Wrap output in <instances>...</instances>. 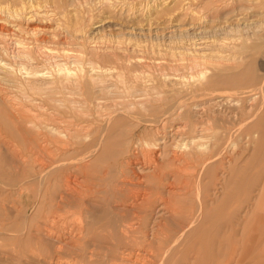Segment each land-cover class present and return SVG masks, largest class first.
I'll return each instance as SVG.
<instances>
[{
  "label": "rangeland",
  "instance_id": "374dc122",
  "mask_svg": "<svg viewBox=\"0 0 264 264\" xmlns=\"http://www.w3.org/2000/svg\"><path fill=\"white\" fill-rule=\"evenodd\" d=\"M263 82L264 0H0V264H264L263 96L251 108L239 94ZM187 121L207 130L195 139L204 152L184 163L172 158L198 135L177 131ZM153 156L169 158L177 182L153 207L111 202L130 228L121 240L114 187L127 199L156 190ZM117 246L121 256L110 253Z\"/></svg>",
  "mask_w": 264,
  "mask_h": 264
},
{
  "label": "bare ground",
  "instance_id": "6f19581e",
  "mask_svg": "<svg viewBox=\"0 0 264 264\" xmlns=\"http://www.w3.org/2000/svg\"><path fill=\"white\" fill-rule=\"evenodd\" d=\"M234 6V5H233ZM234 8V7H233ZM246 8V7H245ZM251 8V7H250ZM249 8V9H250ZM29 9V8H28ZM239 9V8H238ZM24 11V10H23ZM240 11V10H239ZM9 19V18H8ZM100 24V23H99ZM95 25V24H94ZM45 29V28H44ZM81 29H82V27H81ZM86 29V28H85ZM32 30V29H31ZM33 30H37V28L36 27H34L33 28ZM40 30V29H39ZM30 40V39H29ZM93 40V39H92ZM51 44V43H50ZM26 49V48H25ZM23 52H27V51H25V50H23ZM112 52V51H111ZM198 52V51H197ZM45 54V53H44ZM204 57V56H203ZM203 65V64H202ZM15 66V65H14ZM17 66V65H16ZM2 68V67H1ZM24 68V67H23ZM25 70L24 71H27L28 69L27 68H24ZM2 70V69H1ZM10 70L13 72V74H12V76L16 73V71H15V68H10ZM16 70H18V69H16ZM30 70V69H29ZM122 72V71H121ZM11 73V72H10ZM20 73V72H19ZM27 73H29V72H27ZM27 75H29V74H27ZM75 75V74H74ZM15 76V75H14ZM73 76V75H72ZM21 77H23L22 76V72H21ZM14 78H16V76L14 77ZM26 78V77H25ZM12 79V78H11ZM10 79V80H11ZM75 79H77V78H75ZM74 80V79H73ZM78 80H79V78H78ZM182 80V79H181ZM250 81V80H249ZM249 81H246V82H249ZM177 82V81H176ZM245 82V83H246ZM252 82V81H251ZM12 83V82H11ZM16 83V82H15ZM17 83H20V81L19 82H17ZM26 83H28L27 81H26ZM22 84V83H21ZM32 84V83H31ZM30 84V85H31ZM250 84V83H249ZM248 84V85H249ZM28 85V84H27ZM26 84H25V86H27ZM75 85V84H74ZM179 85V84H178ZM241 85H244V83H242ZM246 85V84H245ZM259 85V84H258ZM12 86V85H11ZM20 86V85H19ZM159 86V85H158ZM166 86V85H165ZM257 86V85H256ZM12 87H14V86H12ZM36 87V86H35ZM181 87V86H180ZM237 87V86H236ZM11 88V87H10ZM21 88V87H20ZM27 89H28V87H26ZM31 88H33L32 86H31ZM241 88V87H240ZM239 88V89H240ZM14 89H15V91H16V94H17V92H18V85L16 84L15 85V87H14ZM181 89V88H180ZM179 89V90H180ZM172 90V89H171ZM254 91H257L256 93H253ZM23 92V91H22ZM26 93V92H25ZM29 93V92H28ZM213 93V92H212ZM239 93V92H238ZM20 94V93H19ZM233 94L235 95V93L233 92ZM239 94H241V95H243V94H245L244 96H245V98H244V100H246L247 102H249V107H255V104L257 105V103H255L258 99H257V94H260L261 95V97L260 98H262V96H263V98L261 99V102H260V105H263L264 104V82H263V84L260 86V87H258V88H252L251 87V89L250 90H246V89H243V90H241L240 91V93ZM10 95V94H9ZM23 95V94H22ZM257 95V96H256ZM16 96V95H15ZM18 96V95H17ZM20 96V95H19ZM27 96V95H26ZM25 96V97H26ZM222 96H224V95H222ZM13 97V96H12ZM11 97V98H12ZM21 97V96H20ZM219 97V96H218ZM241 97V96H240ZM15 98V97H14ZM220 98V97H219ZM223 98V97H222ZM13 99V98H12ZM16 99V98H15ZM17 99H19V98H17ZM26 99V98H25ZM14 100V99H13ZM21 100V99H20ZM240 100V99H239ZM25 101V100H24ZM29 101H31L30 99H29ZM33 101V100H32ZM182 101V100H181ZM233 101V100H232ZM260 101V100H259ZM12 102V101H11ZM21 102H22V100H21ZM21 102H20V104H21ZM35 102V101H34ZM23 103V102H22ZM24 103H26V102H24ZM28 103V102H27ZM33 103V102H32ZM69 103V102H68ZM237 103V102H236ZM241 103V102H240ZM17 104H19V103H17ZM30 104V103H29ZM36 104V103H35ZM209 104V103H208ZM245 104V103H244ZM243 104V105H244ZM247 104V103H246ZM12 105V104H11ZM22 105V104H21ZM21 105H20V107H21ZM38 105V104H37ZM184 103H182V104H180L179 106H177V107H174L172 110H171V112L176 116V114L177 115H179V114H182L183 113V111L186 109V107H184ZM239 105V104H238ZM14 106V105H13ZM18 106V105H17ZM23 106V105H22ZM25 106H27V107H29L27 104H25ZM236 106V105H235ZM264 106V105H263ZM242 107V106H241ZM248 107V106H247ZM250 108V109H251ZM202 109V108H201ZM200 109V110H201ZM259 109H261V107L259 108ZM196 110H198V109H196ZM254 110V109H253ZM256 110V109H255ZM249 112H250V110H249ZM251 112H252V110H251ZM199 113V112H198ZM253 113V112H252ZM246 114V113H245ZM190 115V114H189ZM249 115V114H248ZM251 117H252V115H250ZM255 116V115H254ZM162 117V116H161ZM244 117H247V115L246 116H244ZM251 117H249V118H251ZM253 118H255V117H253ZM252 118V119H253ZM153 119V118H152ZM254 120V119H253ZM186 121V120H185ZM252 121V120H251ZM104 122V121H103ZM104 123H106V122H104ZM107 123H109V122H107ZM158 123V122H157ZM96 124H98V123H96ZM99 124H101V123H99ZM167 125H168V122L166 123ZM183 124H185L184 126H182L181 127V125H179V126H177L178 127V129H177V131H183V132H185V130H183V128H186V127H192L193 128V133H199V132H201V133H203V130H204V126H203V128L201 129V130H198V127L199 126H197V124H193V125H188V121L187 122H185V123H183ZM202 124V123H201ZM103 125H106V124H103ZM111 125V124H110ZM20 126H22V125H20ZM107 126V125H106ZM106 126H104V133H106L107 131H105L106 130ZM108 126H109V124H108ZM176 126V125H175ZM158 127H160V126H158ZM172 127V126H171ZM174 127V126H173ZM58 128V127H57ZM109 128V127H108ZM157 128V127H156ZM201 128V127H200ZM26 129V128H25ZM54 129V128H53ZM97 129V128H96ZM102 129V128H101ZM158 129V128H157ZM173 130V129H172ZM205 130H207V129H205ZM204 130V131H205ZM55 131H57V130H55ZM60 131V130H59ZM160 131V130H159ZM159 131L158 132H156V131H154V133H156V135H159ZM58 132V131H57ZM103 132V131H102ZM102 132H99V134L101 133V134H103L104 136L106 135V134H104V133H102ZM116 132V131H115ZM172 132V131H171ZM175 132V131H174ZM88 133H89V131H88ZM170 133V132H169ZM151 134V133H150ZM177 134V133H176ZM204 134V133H203ZM248 134V133H247ZM247 134H246V137H247ZM254 134V136H256V138H258V137H260V135H259V132L258 133H253ZM113 135V134H112ZM153 135V134H152ZM161 135V134H160ZM169 135V134H168ZM168 135H166V136H168ZM175 135V134H174ZM249 135V134H248ZM88 136V135H87ZM104 136H103V138H104ZM165 136V135H164ZM170 136V135H169ZM251 136V135H250ZM24 137H25V135H24ZM102 137V136H101ZM112 137V136H111ZM149 137V136H148ZM159 137V136H158ZM157 136H156V138H147V139H145V136H142V138H140L141 139V141H143V143L144 144H146V145H155L156 146V148H158L159 146H160V142L158 143V141L160 140L159 138H158ZM177 137V136H176ZM166 138V137H165ZM171 139L170 140H172V137H170ZM180 138V137H179ZM182 138V137H181ZM196 138H202V135L201 134H198V135H194L193 137H192V139L189 141V140H187V141H189V142H187V141H185L184 143H181V144H179L178 146H177V149H180V151H178L177 149V151L180 153L181 151L182 152H186L185 154L184 153H181V154H179L178 155V153L176 154V153H171L173 156H174V154H176V156L174 157V158H172V159H174V160H176V161H184V163H185V161H186V163H187V161H188V158H187V155L189 154L190 155V153H193L194 151H199V152H204L203 150H204V147H203V144H199L198 142H196L195 141V139ZM252 138H255V137H252ZM28 139V142H29V140L31 139H29V138H27ZM101 139V138H100ZM104 139H106V138H104ZM162 139V138H161ZM166 139H168V138H166ZM56 140V139H55ZM120 140V139H119ZM45 141V140H44ZM48 141V140H47ZM102 141V140H101ZM161 141V140H160ZM176 141H178V140H176ZM55 143H56V141H54ZM92 142H95V141H92ZM105 142V141H104ZM171 142H173V141H171ZM30 143H31V141H30ZM51 143V142H50ZM100 143V142H99ZM170 143V142H169ZM177 143V142H176ZM104 144V143H103ZM106 144V143H105ZM122 144V143H121ZM164 144V143H163ZM55 145V144H54ZM123 145V144H122ZM167 145V144H166ZM170 145H172V144H170ZM5 146V145H4ZM34 146V145H33ZM39 146V145H38ZM98 146H99V144H98ZM102 146V145H101ZM100 146V147H101ZM106 146V145H105ZM120 146V145H119ZM134 146V145H133ZM161 146H162V144H161ZM164 146V145H163ZM31 147V146H30ZM100 147H99V149H100ZM132 147V146H131ZM46 148V147H45ZM89 148V147H88ZM103 148V147H102ZM159 148H161V147H159ZM181 148H183V149H181ZM38 149V148H37ZM49 149V148H48ZM96 149H97V147L94 149L95 151H96ZM98 149V150H99ZM131 150H132V148H130ZM28 150H30V149H28ZM43 150H47V149H41L40 150V152L41 151H43ZM86 150H87V148H86ZM163 150V149H162ZM190 150H192V152H190ZM13 151H14V149H13ZM16 151V150H15ZM23 151V150H22ZM35 151V150H34ZM50 151V150H49ZM84 151V150H83ZM130 151V150H129ZM150 151V150H149ZM168 151V150H167ZM27 152V151H26ZM33 152V151H32ZM39 152V153H40ZM76 152V151H75ZM92 152V151H91ZM94 152V151H93ZM121 152V151H120ZM138 152V151H137ZM142 152V151H141ZM169 152V151H168ZM170 152H172V151H170ZM190 152V153H189ZM16 153V152H15ZM14 153V154H15ZM44 153V152H43ZM89 154H90V152H88ZM88 153H86L87 155H88ZM155 153V152H154ZM159 153H161V152H159ZM163 153V152H162ZM167 153V152H166ZM196 153H198V152H196ZM28 154V153H27ZM30 154V153H29ZM28 154V155H29ZM79 154V153H78ZM93 154V153H92ZM92 154H90L91 156H92ZM141 154V153H140ZM143 154H145V153H143ZM147 154V153H146ZM149 154V156H150V153H148ZM147 154V155H148ZM171 154H170V156H171ZM87 155H85V153H84V156H85V158H84V156H83V159L84 160H86V157H88ZM104 155V154H103ZM163 155V154H162ZM188 155V156H189ZM128 156H131L130 154L128 155ZM127 156V157H128ZM142 156V155H141ZM145 157L143 158L144 159V161H146L147 159H149V156L147 157L146 155H144ZM18 158H19V156H17ZM81 157V156H80ZM99 157V156H98ZM124 157H126V156H124ZM161 157V156H160ZM164 157V156H163ZM161 158V162H159L157 159H155L154 158V156L153 157H151L150 159H152L151 160V163L155 166V168L153 167V169H154V171L152 172V173H150L148 176H149V179L150 180H152V184L154 185V187H155V189L156 190H151V191H149L148 192V189H146V192L142 195V194H140V193H142V192H139V194H132L131 192V195L130 196H128V199H127V196L126 195H123L122 194V192H123V190H121L120 188H122L121 186H116V187H114V192L112 193V198H113V201H110V203L111 202H115V200L116 201H120V200H122V201H124V202H127L128 203V201L129 200H133L132 201V203L133 202H135V203H139V205L140 204H144V205H146V206H152V204H155L156 202H158L159 200H166V198H163V196H160V191H162L161 189H163V188H166V186H170V185H174L175 184V182H177V181H173V180H171V182L172 183H169L168 182V175H169V173H167V171L168 170H166L167 169V165L169 164L168 163V161H169V158H167V157H164V158ZM197 157V156H196ZM200 157H201V155H200ZM21 158V157H20ZM89 158V157H88ZM101 158H103V157H101L100 156V159ZM129 158V157H128ZM131 158V157H130ZM205 157H202V159H204ZM79 159V158H78ZM99 158H97V160H98ZM105 159V158H104ZM103 159V160H104ZM107 159H109V158H107ZM125 158H123V160H124ZM127 159V158H126ZM125 159V160H126ZM160 159V158H159ZM162 159H163V161H162ZM192 159H194L195 161L198 159H196L195 158V155L192 157ZM81 160H82V158H81ZM106 160V159H105ZM104 160V161H105ZM128 160V159H127ZM142 160V159H141ZM78 161H80V159L78 160ZM132 161H134V160H132ZM150 161V160H149ZM205 161V160H204ZM123 162V161H122ZM121 162V163H122ZM120 163V164H121ZM135 163V162H134ZM139 163V162H138ZM138 163H136V164H138ZM142 163H143V161H142ZM85 164V163H84ZM133 164V163H132ZM140 164V163H139ZM167 164V165H166ZM87 165V164H86ZM124 165V164H123ZM50 166V165H49ZM49 166H48V169H49ZM119 166V165H118ZM142 166H144V163H143V165ZM51 167V166H50ZM53 167V166H52ZM126 167H128L127 165H126ZM130 167H131V165H130ZM145 167V166H144ZM91 168H93V167H91ZM121 168L123 169V167L121 166ZM52 169V168H51ZM122 169H120L121 171L120 172H123V170ZM150 168H148V170H149ZM152 169V170H153ZM132 170H133V168H132ZM146 170V169H145ZM46 171H47V168H46ZM49 171H50V169H49ZM102 171L103 170H101V173H102ZM134 171V170H133ZM150 171V170H149ZM110 172V171H109ZM119 172V171H118ZM136 172V171H135ZM138 172H139V169H138ZM140 172H142V171H140ZM139 172V173H140ZM100 173V172H99ZM106 174H108L107 172H106ZM105 174V175H106ZM111 174V173H110ZM109 174V175H110ZM121 174V173H120ZM141 174V173H140ZM143 174V173H142ZM142 174H141V176H142ZM145 174V173H144ZM143 174V175H144ZM100 175H102V174H100ZM112 175V174H111ZM115 175V174H114ZM123 175V174H122ZM146 175H147V173H146ZM124 176V175H123ZM109 177V176H108ZM122 177V176H121ZM143 177V176H142ZM144 177H145V175H144ZM147 177V176H146ZM104 178V177H103ZM116 178L117 177H115V180H116ZM118 178H120L119 176H118ZM117 178V179H118ZM67 179H69V178H67ZM66 179V180H67ZM99 179V178H98ZM108 179H110V178H108ZM107 178H106V180H108ZM123 179H124V177H123ZM126 179V178H125ZM124 179V180H125ZM141 179V178H140ZM114 179H113V184L115 183L114 181H115ZM126 180H128V179H126ZM67 181H69V180H67ZM79 181V180H78ZM95 181H98V180H95ZM95 181H94V184H95ZM119 181H122V180H119L118 179V181L117 182H119ZM130 181V180H129ZM129 181H128V183H129ZM179 181V180H178ZM7 182V181H6ZM69 182H71V181H69ZM123 182H125V181H123ZM132 181H130V183H131ZM139 182H140V180H139ZM141 182H143V180L141 181ZM51 183V182H50ZM68 183V182H67ZM74 183V182H73ZM76 183H78V182H76ZM109 183V182H108ZM111 183H112V181H111ZM119 183H121V182H119ZM127 183V182H126ZM135 183V182H134ZM138 183V182H137ZM55 184V183H54ZM58 184V183H57ZM103 184V183H102ZM122 184H124V183H122ZM121 184V185H122ZM2 185V184H1ZM0 185V186H1ZM43 185V184H42ZM68 185H69V183H68ZM81 185V184H80ZM97 183H96V185H94V186H96V188H97ZM131 185V184H130ZM4 186H6L7 187V185H6V183L4 184ZM9 186V185H8ZM47 186V185H46ZM107 186V185H106ZM110 186V185H109ZM123 186V185H122ZM133 186V185H132ZM40 187V186H39ZM43 187V186H42ZM42 187H41V190H42ZM71 187V186H70ZM69 186H68V188H70ZM100 187V186H99ZM112 187V188H113ZM126 188V186H123V188ZM138 187V186H137ZM137 187L135 188L134 187V189H137ZM140 187V186H139ZM11 188H13V187H11ZM67 188V189H68ZM72 188V187H71ZM74 188V190L73 191H75L77 188L76 187H73ZM72 188V189H73ZM76 188V189H75ZM95 188V187H94ZM110 188H111V186H110ZM122 188V189H123ZM130 188V187H129ZM128 188V189H129ZM150 188V187H149ZM181 188V187H180ZM180 188H178V189H180ZM14 189V188H13ZM88 189V188H87ZM100 189V188H99ZM176 189V188H175ZM28 190V189H27ZM39 190H40V188H39ZM46 190V189H45ZM83 190V189H82ZM86 190V189H85ZM91 190H92V187H91ZM95 190H97V189H95ZM101 190V189H100ZM99 190V191H100ZM113 190V189H112ZM111 190V191H112ZM130 190H132V189H130ZM144 190V189H143ZM166 190H168L169 191V189H166ZM171 190H174V189H171ZM181 190V189H180ZM32 191V190H31ZM106 191H108V190H106ZM136 191V190H135ZM139 191V190H138ZM175 191V190H174ZM24 192V191H23ZM36 192H38V191H36ZM65 192V191H64ZM71 192H72V190H71ZM76 192H77V190H76ZM78 192H79V190H78ZM82 192V191H81ZM109 192V191H108ZM13 193V192H12ZM26 193V192H25ZM40 193H41V191H40ZM40 193H39V195H40ZM43 193V192H42ZM68 193V192H67ZM74 193V192H73ZM83 193H85V192H83ZM82 193V194H83ZM164 193H166V191L164 192ZM181 193V192H180ZM24 194V193H23ZM23 194H22V196H23ZM27 194V193H26ZM36 194V193H35ZM35 194L33 195V197L35 196ZM71 194V193H70ZM81 194V193H80ZM82 194L80 195V196H82ZM109 194V193H108ZM107 194V195H108ZM168 194H169V196H171V191H169L168 192ZM43 195V194H42ZM42 195H41V197H42ZM45 196H46V194H44ZM65 195H67V194H65ZM64 195V196H65ZM84 195V194H83ZM182 196V194H179V196ZM21 196V197H22ZM48 196H50V194L48 195ZM62 196V194L60 195V197ZM75 196V195H74ZM117 196V197H116ZM179 196L176 198L175 196L172 198L173 200H175V198L176 199H178L179 198ZM9 197V196H8ZM20 197V198H21ZM26 197H27V195H26ZM25 197V198H26ZM40 196H39V198H41ZM58 197V196H57ZM63 197V196H62ZM72 197V196H71ZM79 197V196H78ZM84 197V196H83ZM93 197V199L96 197V195L94 196H92ZM104 197V196H103ZM6 198V197H5ZM28 198H29V196H28ZM43 198H44V196H43ZM42 198V199H43ZM105 198V197H104ZM108 198V197H107ZM63 199V201H64V198H62ZM62 199H61V201H62ZM80 199V198H79ZM93 199H92V202H93ZM111 199V198H110ZM171 199V200H172ZM180 199V198H179ZM6 200V199H5ZM4 200V201H5ZM18 200H20V199H18ZM48 200H49V198H48ZM58 200H60V199H58ZM86 200V199H85ZM84 200V201H85ZM167 200H168V198H167ZM1 201V200H0ZM7 201V200H6ZM5 201V202H6ZM54 201V200H53ZM96 201V200H95ZM200 201V203L199 204H201V200H199ZM33 202V201H32ZM40 202V201H39ZM65 202V201H64ZM87 202V201H86ZM103 202V201H102ZM167 202V201H166ZM215 203V202H214ZM5 204V203H4ZM22 204V203H21ZM38 204V203H37ZM119 204V203H118ZM129 205L131 204V203H128ZM165 204V203H164ZM168 204V203H167ZM34 205V204H33ZM56 205H58V204H56ZM84 205H85V203H84ZM103 205V204H102ZM124 205V204H123ZM127 205V204H126ZM129 205H127V206H129ZM157 205V204H156ZM204 205H206L205 203H204ZM209 205H210V203H209ZM5 206V205H4ZM9 206V205H8ZM62 206V205H61ZM104 206H106V205H104ZM104 206H102V207H104ZM121 206V205H120ZM133 205H131V207H132ZM168 206H170V205H168ZM12 207V206H11ZM21 207V206H20ZM38 207V206H37ZM86 207V206H85ZM109 207V206H108ZM107 207V210H109V208ZM110 207H112V203H111V206ZM124 207V206H123ZM153 207V206H152ZM156 207V206H155ZM198 207V206H197ZM201 207H202V205H201ZM9 208V207H8ZM84 208V207H83ZM87 208V207H86ZM96 208H97V206H96ZM124 208H126V207H124ZM133 208V207H132ZM148 208V207H147ZM149 208H151V207H149ZM148 208V209H149ZM163 208H165V207H163ZM203 208V207H202ZM55 209V208H54ZM110 209H112V210H110L111 212L113 211V207L112 208H110ZM116 209V208H115ZM142 209V208H141ZM195 209V208H194ZM10 210H11V208H10ZM17 210V209H16ZM26 210V209H25ZM36 209H34V211H35ZM43 210V209H42ZM104 210H106V209H104ZM106 210V211H107ZM118 210H120V208L118 209ZM124 210V209H123ZM131 210V209H130ZM157 210V209H156ZM170 210V209H169ZM202 210V209H201ZM82 211V214H83V210H81ZM126 211V210H125ZM149 211V210H148ZM158 211V210H157ZM167 211V210H166ZM165 211V212H166ZM171 211V210H170ZM173 211V210H172ZM9 211H7V213H8ZM12 212V211H11ZM36 212V211H35ZM104 211H102V213H103ZM109 212V211H108ZM153 212V211H152ZM199 212H200V210H199ZM198 212V213H199ZM25 213V212H24ZM34 213V212H33ZM157 213V212H156ZM155 213V214H156ZM160 213V212H159ZM158 213V214H159ZM171 213V212H170ZM11 214V213H10ZM85 214V213H84ZM162 214V213H161ZM203 214V213H202ZM14 215V214H13ZM33 215V214H32ZM104 215H107L106 213H104ZM104 215H101V216H104ZM121 215L122 214H120V212L119 211H117V212H112V214H111V216H112V218H111V222L114 224V223H116L117 224V226H116V228H117V237L118 238H126V236H127V234H126V232H129L126 228H128L127 227V224L126 225H124L125 223H126V220H121ZM146 215V214H145ZM153 215V214H152ZM201 215V214H200ZM15 216H16V214H15ZM28 216V215H27ZM100 216V217H101ZM123 216V215H122ZM168 216V215H167ZM177 216V215H176ZM199 216V215H198ZM202 216V215H201ZM10 217V216H9ZM37 217V216H36ZM88 217V216H87ZM106 217V216H105ZM147 217V216H146ZM196 217V216H195ZM30 218V217H29ZM29 218H27V219H29ZM79 218H81V217H79ZM124 218V217H123ZM201 218V217H200ZM78 219V218H77ZM99 219H101V218H99ZM148 219H150V217H148ZM199 219V218H198ZM108 220H109V218H108ZM200 220V219H199ZM16 221V220H15ZM79 221H80V219L78 220V221H74V223L75 222H77V223H79ZM89 221H91V219L89 220ZM120 221H125V223L124 224H120ZM180 221H181V219H180ZM184 221V220H183ZM26 224L28 223L27 222V220L25 219V221H24ZM81 222H82V220H81ZM200 222V221H199ZM199 222H197L196 224H198ZM22 223V222H21ZM110 223V222H109ZM181 223V222H180ZM187 223V222H186ZM193 222H191V224H192ZM111 224V223H110ZM179 224V223H178ZM188 224V223H187ZM187 224H184V226L185 225H187ZM194 224V227L196 226L195 225V223H193ZM17 225V224H16ZM40 225V224H39ZM43 225V224H42ZM41 225V226H42ZM46 225V224H45ZM93 225V224H92ZM120 225H122L121 227H120ZM21 226V225H20ZM27 226V225H26ZM77 226V225H76ZM78 226H80V223L78 224ZM178 226V225H177ZM189 226V225H188ZM198 226V225H197ZM17 226H15V227H13V229L14 228H16ZM55 227V226H54ZM53 227V228H54ZM81 227H83L82 226V224H81ZM103 228H105V227H109V226H106L105 225V227L104 226H102ZM111 227V226H110ZM19 228V227H18ZM17 228V229H18ZM27 228V227H26ZM45 228H46V226H45ZM44 228V231L46 230ZM101 228V227H100ZM103 228H101V229H103ZM23 229V228H22ZM30 229V228H29ZM58 229V228H57ZM99 229V228H98ZM110 229V228H109ZM129 230H130V228H128ZM195 229H196V227H195ZM49 230V229H48ZM72 230H74V229H72ZM71 230V231H72ZM100 230V229H99ZM98 230V231H99ZM134 230V229H133ZM16 231V230H15ZM30 231V230H29ZM53 231H57V230H55V228L53 229ZM107 231V230H106ZM106 231H104V232H106ZM227 231V230H226ZM34 232H35V229H34ZM33 232V233H34ZM46 232V231H45ZM49 232V231H48ZM51 232H52V230H51ZM51 232H50V235H52L51 234ZM96 232V231H95ZM136 232H138V230L136 231ZM184 232V231H183ZM186 232V231H185ZM194 232V231H193ZM28 233V232H27ZM57 233V232H56ZM55 233V234H56ZM97 233H99V232H96V233H93V235L94 234H97ZM135 233V232H134ZM24 234V233H23ZM54 234V233H53ZM63 234V233H62ZM107 234H108V232H107ZM106 234V235H107ZM181 234H183V233H181ZM185 234V233H184ZM187 235H190V234H188V233H186ZM39 235V234H38ZM46 235H47V232H46ZM131 234H130V232H129V236H130ZM204 235V234H203ZM25 236V235H24ZM27 236V235H26ZM35 236V235H34ZM59 236V235H58ZM81 236V235H80ZM108 236H109V234H108ZM133 236V235H132ZM182 236V235H181ZM36 238H37V236H35ZM44 238H46L45 236H43ZM49 237V236H48ZM102 237V236H101ZM110 237V236H109ZM128 237V236H127ZM179 237V238H178ZM176 239H180V236H178ZM182 237H184V236H182ZM188 237V236H187ZM228 237V236H227ZM34 238V237H33ZM38 238H40V236H38ZM61 238V237H60ZM59 238V239H60ZM79 239H80V237H78ZM103 238V237H102ZM129 238V237H128ZM127 238V239H128ZM130 238H131V236H130ZM133 238V237H132ZM202 238V237H201ZM26 239V238H25ZM48 239V238H47ZM47 239H45L46 241H47ZM52 239V238H51ZM77 239V238H76ZM113 239V238H112ZM121 239V240H122ZM181 239H184V238H181ZM226 239V238H225ZM44 240V241H45ZM56 240V239H55ZM111 240V239H110ZM130 240V239H129ZM132 240V239H131ZM195 240V239H194ZM35 241H37V240H35ZM41 241H43V240H41ZM54 241V240H53ZM66 241V240H65ZM178 241V240H177ZM177 241H175V242H177ZM196 241H198V240H196ZM208 241H209V239H208ZM208 241H207V243H208ZM30 242H31V240H30ZM29 242V243H30ZM50 242V241H49ZM52 242V241H51ZM57 242V241H56ZM56 242H54V243H56ZM61 242V241H60ZM112 242V241H111ZM134 242H136L135 240H134ZM187 242V241H186ZM185 242V243H186ZM206 242V241H205ZM67 243V242H66ZM124 243H126V242H124ZM123 243V244H124ZM191 243V242H190ZM197 243V242H196ZM44 244H46V242L44 243ZM48 244V243H47ZM93 244V243H92ZM115 244V243H114ZM176 244V243H175ZM102 245H104V244H102ZM122 245V244H121ZM179 245H181V244H179ZM208 245V244H207ZM230 245V244H229ZM48 246V245H47ZM52 246V245H51ZM98 246H99V244H98ZM106 246V245H105ZM114 246V245H113ZM120 246V245H119ZM124 246H125V244H124ZM177 246V245H176ZM183 246V245H182ZM203 246V245H202ZM231 246V245H230ZM229 246V247H230ZM53 247H55V244H54V246ZM116 247V246H115ZM171 247V246H170ZM178 247V246H177ZM195 247V246H194ZM108 248V247H107ZM176 247L174 246V249H175ZM207 248V247H206ZM56 249V248H55ZM111 249V248H110ZM170 249V248H169ZM174 249L172 248V250L174 251ZM112 250V249H111ZM51 251H52V249H51ZM78 251V250H77ZM185 251V250H184ZM190 251V250H189ZM209 251V250H208ZM59 252V251H58ZM171 252V251H170ZM169 252V254H171ZM175 252V251H174ZM179 252V251H178ZM192 252H193V250H192ZM191 252V253H192ZM195 252V251H194ZM93 253V252H92ZM96 253V252H95ZM111 254H116L117 256H121L123 253H124V251L122 250V248L121 247H118L117 246V250H112L111 252H110ZM163 253V252H162ZM196 253V252H195ZM48 254V253H47ZM75 254V253H74ZM189 254H190V252H189ZM188 254V255H189ZM199 255L200 253H196V255ZM207 254V253H206ZM52 255V254H51ZM93 255V254H92ZM173 255V254H172ZM187 255V253L185 254V256ZM193 255V254H192ZM196 255L194 256L195 258H196ZM100 256V255H99ZM106 256H108V255H106ZM110 256H112V255H110ZM109 256V257H110ZM163 256V258H164V255H162ZM191 256V255H190ZM51 257V256H50ZM167 257H169V255L167 254ZM188 257V256H187ZM201 257H203V256H201ZM61 258V257H60ZM59 258V259H60ZM204 258V257H203ZM52 259V258H51ZM146 259V258H145ZM149 259V258H148ZM162 259V258H161ZM47 260V259H46ZM54 260H56V258H54ZM53 260V261H54ZM103 260V259H102ZM166 260V259H165ZM194 260V259H193ZM200 260H201V258H200ZM207 260V259H206ZM161 261V260H160ZM189 261H190V259H189ZM191 261H192V259H191ZM55 262V261H54ZM59 262V261H58ZM104 262V261H103ZM165 262V261H164ZM164 262H162V264L164 263ZM178 262V261H177ZM203 262H205V260L204 261H202V263ZM161 263V262H160ZM192 263V262H191ZM196 263V262H195ZM206 263V262H205ZM145 264V263H144ZM225 264V263H224Z\"/></svg>",
  "mask_w": 264,
  "mask_h": 264
}]
</instances>
